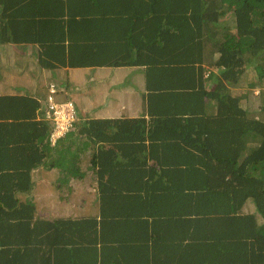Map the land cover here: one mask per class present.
Instances as JSON below:
<instances>
[{
	"label": "trees",
	"instance_id": "16d2710c",
	"mask_svg": "<svg viewBox=\"0 0 264 264\" xmlns=\"http://www.w3.org/2000/svg\"><path fill=\"white\" fill-rule=\"evenodd\" d=\"M6 43L37 46L39 70L66 69L53 97L76 110L71 130L53 141L49 88L43 103L1 99L8 218L26 221L28 204L5 200L30 193L34 171L51 165L67 190L73 178L97 182L99 214L68 222L91 232L75 247L87 256L264 264V0H0ZM121 66L141 67L150 117L79 112L68 70ZM252 96L257 114L248 111ZM2 224L9 239L13 227Z\"/></svg>",
	"mask_w": 264,
	"mask_h": 264
},
{
	"label": "crops",
	"instance_id": "0c3cea01",
	"mask_svg": "<svg viewBox=\"0 0 264 264\" xmlns=\"http://www.w3.org/2000/svg\"><path fill=\"white\" fill-rule=\"evenodd\" d=\"M38 52L39 48L34 45L0 44V100L29 97L43 103L48 86L64 81L66 69L57 72L38 69ZM136 71H141V67L69 69L67 79L71 89L78 92L75 103L79 112L90 111V117L101 119L149 118L143 79L135 76ZM41 111L36 112L38 120H41ZM46 167L34 171L35 182L30 193H19L5 200L12 202L16 198L17 207L28 204L29 210L22 213L27 222L11 220L10 214L0 207V250H6L0 253V264H126L120 251L109 255L104 263L101 258L87 256L75 248L81 236L92 234L68 222L99 214L96 180L92 176L82 180L73 178L67 190L63 187V175L57 169H53L57 171L53 174L51 165ZM17 216H21L20 211ZM3 220L7 227H13L7 231L9 239L6 240L1 237ZM22 222L26 223L24 229L17 231L18 223L21 227ZM26 236L33 237L30 250ZM90 243L96 246L95 242Z\"/></svg>",
	"mask_w": 264,
	"mask_h": 264
},
{
	"label": "built area",
	"instance_id": "2783aa9c",
	"mask_svg": "<svg viewBox=\"0 0 264 264\" xmlns=\"http://www.w3.org/2000/svg\"><path fill=\"white\" fill-rule=\"evenodd\" d=\"M57 91L55 83L49 85L50 96L49 110L47 111V118L54 122V130H52L51 140H56L66 135L72 128L73 122L76 119V110L74 104L69 102H57L53 95Z\"/></svg>",
	"mask_w": 264,
	"mask_h": 264
},
{
	"label": "rangeland",
	"instance_id": "374dc122",
	"mask_svg": "<svg viewBox=\"0 0 264 264\" xmlns=\"http://www.w3.org/2000/svg\"><path fill=\"white\" fill-rule=\"evenodd\" d=\"M76 72V71H75ZM129 80H130V78H129ZM75 93H76V95H75ZM77 93L78 92H74V93H72V95H71V99H73L74 101H77ZM257 95H258V91H256L255 93H254V95L253 96H255V97H257ZM250 97V99H251V102H250V106L248 107V111H249V113H253V114H257V112H259V105H260V101L258 100V98L256 99V98H254V97ZM259 114V113H258ZM248 209H251V205H248V207H247Z\"/></svg>",
	"mask_w": 264,
	"mask_h": 264
},
{
	"label": "clouds",
	"instance_id": "9594fccd",
	"mask_svg": "<svg viewBox=\"0 0 264 264\" xmlns=\"http://www.w3.org/2000/svg\"><path fill=\"white\" fill-rule=\"evenodd\" d=\"M53 83V82H52ZM56 84V83H55ZM57 86V85H56ZM48 88H49V86H48Z\"/></svg>",
	"mask_w": 264,
	"mask_h": 264
}]
</instances>
